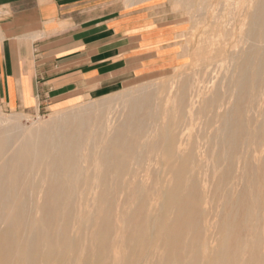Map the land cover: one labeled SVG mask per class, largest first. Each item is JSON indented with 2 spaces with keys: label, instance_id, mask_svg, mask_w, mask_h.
<instances>
[{
  "label": "bare ground",
  "instance_id": "1",
  "mask_svg": "<svg viewBox=\"0 0 264 264\" xmlns=\"http://www.w3.org/2000/svg\"><path fill=\"white\" fill-rule=\"evenodd\" d=\"M168 1L188 72L5 119L0 264H264V0Z\"/></svg>",
  "mask_w": 264,
  "mask_h": 264
},
{
  "label": "crops",
  "instance_id": "2",
  "mask_svg": "<svg viewBox=\"0 0 264 264\" xmlns=\"http://www.w3.org/2000/svg\"><path fill=\"white\" fill-rule=\"evenodd\" d=\"M126 0H0V111L55 112L177 59L172 28Z\"/></svg>",
  "mask_w": 264,
  "mask_h": 264
},
{
  "label": "rangeland",
  "instance_id": "3",
  "mask_svg": "<svg viewBox=\"0 0 264 264\" xmlns=\"http://www.w3.org/2000/svg\"><path fill=\"white\" fill-rule=\"evenodd\" d=\"M126 1H127L126 4H130V5L133 4V6H138V7H147L148 11L151 12L156 24L158 25L165 24V25H169V27L172 28L173 35L171 36L170 43L172 45L171 48L172 51L174 52V56L177 59L174 61L173 64L158 69V71L154 73L144 75L127 82L124 86L126 85L129 86L125 88L131 89L144 84H159L161 82L167 81L170 77H172L175 74L178 75L179 73L188 72L189 70L187 69V67H189V63L191 62L190 57L188 55H191V53L194 52L196 48L199 46L201 41L200 39L205 35L204 31H206L207 27H205L202 23H196V25L193 26L192 23H190L187 20L186 15L183 14V12L180 9L174 7L172 3H170V1L168 0H126ZM194 18L195 17L191 14V18L189 19L191 21V19L194 20ZM196 32L198 33L196 34ZM199 36H201V38ZM192 46L194 48H192ZM125 88H122L112 94L119 93ZM106 96L100 98H104ZM100 98L89 99L79 104L67 108H63L55 112H43L34 116L0 111V127L3 129L7 128L5 119L9 117H18L19 119L18 129L25 130L26 128L33 127L34 125L47 121L50 118L55 117L57 115H60L63 112L78 108L83 105L91 104ZM196 130H197L196 128H192L189 132L190 134H197Z\"/></svg>",
  "mask_w": 264,
  "mask_h": 264
}]
</instances>
